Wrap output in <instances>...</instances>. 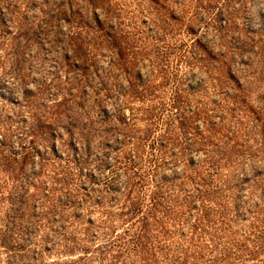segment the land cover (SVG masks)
Instances as JSON below:
<instances>
[{"label": "rangeland", "instance_id": "obj_1", "mask_svg": "<svg viewBox=\"0 0 264 264\" xmlns=\"http://www.w3.org/2000/svg\"><path fill=\"white\" fill-rule=\"evenodd\" d=\"M2 137L0 264H108L129 172L175 206L161 255L264 264V0H0Z\"/></svg>", "mask_w": 264, "mask_h": 264}, {"label": "trees", "instance_id": "obj_2", "mask_svg": "<svg viewBox=\"0 0 264 264\" xmlns=\"http://www.w3.org/2000/svg\"><path fill=\"white\" fill-rule=\"evenodd\" d=\"M181 115L182 113H178L176 117L178 121H181L180 127L185 129L184 122L186 121V118L185 116ZM3 143L4 139L2 137L0 139V146H2ZM33 152V148L30 147V149H28L24 154L31 155L32 158ZM17 155L18 154L16 153L13 154L12 160L14 161V165H6L5 169L10 176L9 181H11L12 185H14L13 190L10 191V194L7 196V198L10 199L9 203L17 201V210H21V201L12 198L15 194V191L17 190L15 183L18 184L19 181V176H17L15 170L16 168L19 169L25 164L24 160L23 162H20L17 159ZM129 164H131V161ZM125 172L128 171L125 170ZM116 173L117 169L114 168L111 171V175L106 178L108 185L105 186V188H107V191L113 190L112 182ZM144 178L145 176H138L136 177V182L129 172V176L127 178L128 181L125 184L126 187L122 197V205L120 206L121 215L130 218L135 217L136 223L132 224L130 228L126 229L123 234L112 235L111 238L108 239L104 244L98 243L95 250L101 251L104 253V256L107 255V257H109L108 264H165V262L167 264H193L189 259L195 260L196 258L193 257L195 253H193L191 245L189 246L179 244L178 247L174 249L176 252L175 255L170 254V248H165L166 253H162V255L160 254L165 246L161 241V238L164 237V233L167 232L165 223L169 218V214L174 211L175 206L165 203L164 192H162L160 188L158 189L157 186L152 187L147 183L144 184ZM163 182L168 183L169 180L165 179ZM145 195L148 199H144ZM3 199L4 196L0 195V201ZM96 203L98 204L99 202L96 201ZM201 213L199 214L200 216ZM202 216H204V214H202ZM198 221V218L195 219L192 226H197ZM107 228L110 229V227ZM6 229L11 230L12 227L7 226ZM63 229L65 228L63 227ZM65 238L66 240H71L72 242L73 239L75 240L74 237L73 239L72 237H64V239ZM1 242L4 243V247L7 249H12V245L9 247L8 245H5V241ZM70 248L75 249L76 247L73 245ZM83 250L86 251L87 249L85 248ZM158 254L161 255L162 261H160L159 257H157Z\"/></svg>", "mask_w": 264, "mask_h": 264}]
</instances>
